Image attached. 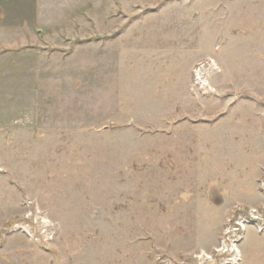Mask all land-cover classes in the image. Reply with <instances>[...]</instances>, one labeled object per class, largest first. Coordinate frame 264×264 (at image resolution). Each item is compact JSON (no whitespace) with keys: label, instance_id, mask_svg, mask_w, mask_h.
<instances>
[{"label":"rangeland","instance_id":"374dc122","mask_svg":"<svg viewBox=\"0 0 264 264\" xmlns=\"http://www.w3.org/2000/svg\"><path fill=\"white\" fill-rule=\"evenodd\" d=\"M0 264H264V0H0Z\"/></svg>","mask_w":264,"mask_h":264},{"label":"built area","instance_id":"2783aa9c","mask_svg":"<svg viewBox=\"0 0 264 264\" xmlns=\"http://www.w3.org/2000/svg\"><path fill=\"white\" fill-rule=\"evenodd\" d=\"M247 206H252L253 207V205H247ZM247 206H245L243 204L236 205V207L231 211V213H234V216L230 220L233 221L235 226H232L231 223H230V229H231V227H233L232 230H230L228 228L225 230L224 236H226V239L225 240L222 239L223 245L219 249L220 251H222V253L220 254V256L222 258L226 257V254L231 253L232 256L228 257V260H232V257H234V255L236 253H239L238 248L232 243V239L230 238L231 234L233 235V234H235V233H237L239 231H242L241 228L243 226V223L246 225V223L248 221H253L254 225L255 224L258 225V220H260V218H257V215H255V213H257V208L253 207L251 209V212H249L250 209ZM246 209H248V211ZM239 211H242V212H246L247 211V213H249L248 215H250V217H242V214H238ZM230 220H228V221H230ZM260 229H261V227L259 226V230ZM227 237H228V240H227ZM203 254H204V258L205 259H210L211 258V256L209 254H207V253L199 252L198 253V257L200 258V260L203 257Z\"/></svg>","mask_w":264,"mask_h":264},{"label":"water","instance_id":"95a60500","mask_svg":"<svg viewBox=\"0 0 264 264\" xmlns=\"http://www.w3.org/2000/svg\"><path fill=\"white\" fill-rule=\"evenodd\" d=\"M221 202V199H219V203Z\"/></svg>","mask_w":264,"mask_h":264}]
</instances>
